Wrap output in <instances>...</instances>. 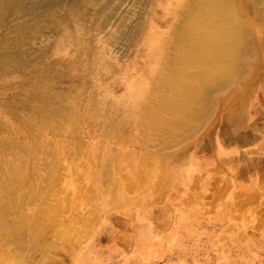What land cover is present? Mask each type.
Listing matches in <instances>:
<instances>
[{
	"label": "bare ground",
	"instance_id": "bare-ground-1",
	"mask_svg": "<svg viewBox=\"0 0 264 264\" xmlns=\"http://www.w3.org/2000/svg\"><path fill=\"white\" fill-rule=\"evenodd\" d=\"M262 21L264 0H0V264L75 260L100 212L150 219L136 197L184 208L205 166L262 189L264 146L224 155L264 138ZM111 68L121 96L102 87ZM259 199L230 208L261 231Z\"/></svg>",
	"mask_w": 264,
	"mask_h": 264
},
{
	"label": "rangeland",
	"instance_id": "rangeland-1",
	"mask_svg": "<svg viewBox=\"0 0 264 264\" xmlns=\"http://www.w3.org/2000/svg\"><path fill=\"white\" fill-rule=\"evenodd\" d=\"M157 16L156 23L160 33H167L172 20L165 13H158ZM259 23L264 26V21ZM260 34L264 44V27ZM135 55V52L130 54L127 61H132ZM137 58L144 60L143 53ZM129 69L128 72L132 73V76H128L132 77L130 80L136 79L141 73L133 74L132 66ZM261 70L264 75V68ZM111 71V79L109 77V81L102 83V87L109 90H112V86L117 88L123 83V76L115 79L114 75L118 71L115 68H111ZM113 93L116 96L123 95L122 88L118 87ZM261 94L258 91L253 97H249L248 104L256 96L255 106H259ZM247 132H250L249 128ZM239 136H236L235 141L240 140ZM87 139L96 147L106 145L100 139L92 140V136L84 137L85 141ZM216 141L218 143L217 139ZM240 141H244L243 147L225 149L224 155L228 158L238 157L247 149L258 150L264 146V138L258 145L256 141L251 142L246 138ZM126 149L133 156L132 162L140 157V153H145L139 150L137 144ZM91 150L84 147L82 152L87 155ZM208 155L207 152L205 156L198 157L197 161L205 160ZM114 156L112 155V159ZM131 161L128 162L129 165L132 164ZM88 165H91L90 162ZM79 166L84 167L83 160H78ZM229 169L230 165L227 164L205 166L201 178L199 174L191 173L190 186L187 188L191 199L186 200L189 205L184 208L179 209L175 204L164 206V203H153L151 196L142 199L136 197V202L151 205L149 220L130 218L110 210L100 212L96 222L86 228V239L75 246L76 259H72V251L69 249L65 254L64 264H264V229L259 231L254 228V217L251 212L246 211L247 207L239 212L230 208L232 202L259 194V206L255 211L257 217L264 215V187L257 189L249 182H235ZM123 172L125 169L121 173ZM80 174L83 185L85 171ZM176 182L172 181L173 184ZM193 182L196 184H192ZM201 185L207 186V189L199 188ZM102 207H105L104 202L99 210ZM132 208L135 206L132 205Z\"/></svg>",
	"mask_w": 264,
	"mask_h": 264
}]
</instances>
